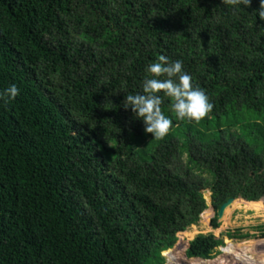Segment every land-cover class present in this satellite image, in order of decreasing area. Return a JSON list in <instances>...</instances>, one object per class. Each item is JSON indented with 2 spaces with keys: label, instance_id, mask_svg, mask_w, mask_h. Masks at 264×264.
Listing matches in <instances>:
<instances>
[{
  "label": "trees",
  "instance_id": "16d2710c",
  "mask_svg": "<svg viewBox=\"0 0 264 264\" xmlns=\"http://www.w3.org/2000/svg\"><path fill=\"white\" fill-rule=\"evenodd\" d=\"M259 6L0 0V91L19 89L0 101V264H166L202 190L216 208L264 198ZM160 56L182 61L213 109L179 121L165 97L173 124L153 139L123 104ZM223 243L199 234L166 254L212 259Z\"/></svg>",
  "mask_w": 264,
  "mask_h": 264
},
{
  "label": "clouds",
  "instance_id": "9594fccd",
  "mask_svg": "<svg viewBox=\"0 0 264 264\" xmlns=\"http://www.w3.org/2000/svg\"><path fill=\"white\" fill-rule=\"evenodd\" d=\"M222 2L232 8L245 9L251 5L252 0ZM259 4L255 12L264 20V0H259ZM145 73L142 90L126 95L123 106L125 109L130 108L134 117L143 122L145 133L151 134L153 139L165 138L173 124V120L162 111L161 105L165 97L171 100V110L179 121L199 122L212 111L213 104L208 95L204 90L193 86L192 78L184 70L182 61H169L167 57L160 56L146 66ZM18 95L19 89L13 84L0 91V101L9 103Z\"/></svg>",
  "mask_w": 264,
  "mask_h": 264
},
{
  "label": "rangeland",
  "instance_id": "374dc122",
  "mask_svg": "<svg viewBox=\"0 0 264 264\" xmlns=\"http://www.w3.org/2000/svg\"><path fill=\"white\" fill-rule=\"evenodd\" d=\"M188 153H186L183 159L188 158ZM209 177V176H208ZM204 193L207 207L200 216V219L197 223L188 226L184 231H181L177 234V241L172 248L166 251H178L183 247L188 246L190 242L196 238L199 234H213L217 239L223 240V245H227V240H230L234 243V247L227 251L223 252L221 247L217 248L216 254L212 259H206V261H213L214 264H256L257 261H264V207H256L253 203L258 202L262 203L264 206V198L255 201H249L242 196L235 198L234 203L228 207L229 216L227 218L226 213L228 208L225 211V215L222 219H218V227L213 226V219L217 216L219 208H216L213 202V193L211 189L205 188L202 190ZM236 201H241L238 205H234ZM247 203V204H246ZM234 205V206H233ZM250 205V206H249ZM210 213H206V212ZM204 213H206L204 215ZM196 232L191 237H188L189 234ZM231 234V236L229 235ZM243 235V237H242ZM247 240V241H246ZM246 241V242H245ZM250 241V242H249ZM247 242L251 244H246ZM183 243V244H182ZM182 244V245H181ZM238 245L244 246V250L248 248L251 249V256L254 257L255 262L249 263L248 261H242L240 257H237L235 253L234 259L228 257L227 263L217 261L219 258L229 255L233 250L238 249ZM180 246V247H179ZM187 247V249H188ZM184 248V249H185ZM187 249H185L187 251ZM166 251L163 252V256L166 257V264H201L198 258H189L185 257L184 254H172L170 257L166 254ZM201 259V258H200ZM190 260V261H189ZM216 261V262H214ZM210 263V264H213Z\"/></svg>",
  "mask_w": 264,
  "mask_h": 264
},
{
  "label": "bare ground",
  "instance_id": "6f19581e",
  "mask_svg": "<svg viewBox=\"0 0 264 264\" xmlns=\"http://www.w3.org/2000/svg\"><path fill=\"white\" fill-rule=\"evenodd\" d=\"M239 203H241V201L239 202V201H236L235 202V204L234 205H238ZM247 204V203H246ZM254 205H256V207H264L263 206V204L262 203H258V202H255V203H253ZM233 205V206H234ZM250 206V205H249ZM229 208H228V211H227V213H226V216H227V218H228V216H229ZM210 213V212H209ZM196 232L194 231L193 233H191V234H189V236L188 237H191L192 235H194ZM247 241V240H246ZM245 241V242H246ZM250 242V241H249ZM249 242H247L246 244H251V243H249ZM235 253H237V257H240V259L242 260V261H248L249 263H254L255 262V260H254V257L253 256H251L250 254L252 253V251H251V249L250 248H248L247 250H244V246H242L241 247V245H238V249L237 250H233L229 255H225L224 257H221V258H219L217 261H219V263L220 262H226L227 263V260H228V257L230 256V258H233L234 259V256H235ZM236 256H235V258H236ZM199 259V261H201V264H210V263H213V261H206L205 259H200V258H198ZM235 260V259H234ZM190 261V260H189ZM214 262H216V261H214ZM261 261H257L256 262V264H264V261H263V263H260ZM214 264V263H213ZM228 264V263H227Z\"/></svg>",
  "mask_w": 264,
  "mask_h": 264
},
{
  "label": "water",
  "instance_id": "95a60500",
  "mask_svg": "<svg viewBox=\"0 0 264 264\" xmlns=\"http://www.w3.org/2000/svg\"><path fill=\"white\" fill-rule=\"evenodd\" d=\"M235 201L234 197L227 199L224 203L221 204L219 211H218V219H222L225 215V211L228 207H230Z\"/></svg>",
  "mask_w": 264,
  "mask_h": 264
},
{
  "label": "crops",
  "instance_id": "0c3cea01",
  "mask_svg": "<svg viewBox=\"0 0 264 264\" xmlns=\"http://www.w3.org/2000/svg\"><path fill=\"white\" fill-rule=\"evenodd\" d=\"M185 257H187V256L185 255Z\"/></svg>",
  "mask_w": 264,
  "mask_h": 264
}]
</instances>
